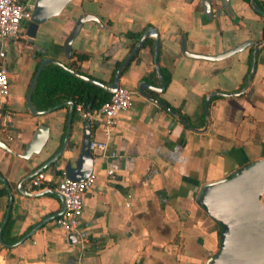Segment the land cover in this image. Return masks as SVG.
<instances>
[{"label": "crops", "instance_id": "obj_1", "mask_svg": "<svg viewBox=\"0 0 264 264\" xmlns=\"http://www.w3.org/2000/svg\"><path fill=\"white\" fill-rule=\"evenodd\" d=\"M228 1L231 14L219 10L220 0H211L216 12L207 17L200 0H72L43 26L39 23L30 41L24 29L17 37L6 38L12 44L8 50L2 40L5 55L0 62L7 68L9 91L0 98V140L16 150L38 122L49 126V134L41 150L28 160L0 147V174L13 196L9 235L24 236L12 246H0V264H205L218 250L220 225L196 203L195 195L202 183L264 155V43L257 47L245 89L223 94L243 87L252 45L211 60L183 54L180 36L187 50L204 54L248 38L253 43L262 40L264 16L244 0ZM81 12L94 14L102 26L93 20L82 23L71 51L86 57L77 59L74 54L65 56L62 45ZM147 25L157 31L158 65L169 79L160 91L149 87L144 91L181 112L189 126L136 92L139 80L158 84L153 46H141L119 75V83L132 90L128 108L117 114L109 136L99 119L89 124L90 137L106 138L116 155L92 154L95 180L83 197L79 225L101 246L88 251L86 245L77 262L78 246L68 241L54 217L27 234L42 217L60 209L58 193L52 188L37 195L16 190L20 178L60 146L69 107L66 98L40 114L29 112L25 99L31 73L39 56H51L63 63L72 60L84 73L109 82L116 62L132 48L125 32ZM208 92L213 93L205 113L203 100ZM72 116L61 159L43 169L50 173L52 184L61 175L55 169L78 151L83 119L76 110ZM0 187L4 188L2 181ZM22 188L38 191L30 188L29 179ZM6 205L7 192L0 195V224Z\"/></svg>", "mask_w": 264, "mask_h": 264}, {"label": "water", "instance_id": "obj_2", "mask_svg": "<svg viewBox=\"0 0 264 264\" xmlns=\"http://www.w3.org/2000/svg\"><path fill=\"white\" fill-rule=\"evenodd\" d=\"M70 0H34L30 18L25 26V35L27 41H30L37 30L39 23L45 21L52 15L58 14ZM251 6L264 13L261 8L255 4L254 0H249ZM203 6V10L209 14V2L207 0H200ZM223 4L226 10H229L228 0H223ZM86 20H93L97 24L102 26L101 21L91 13L81 12L74 21L73 26L66 34L62 51L65 56H69L71 53V41L78 32L82 23ZM146 36H152L154 40L152 49V61L153 67L158 78L157 85H150L144 80H139L136 84V92L145 95L149 99L160 104L171 114L175 115L185 126H189L186 120L179 115L171 106L164 103L158 97L154 95H148L145 93L144 88L149 87L154 92L160 91L164 87V77L160 71L158 65V47L159 42L157 38V31L154 26L148 25L141 32L135 45L129 50L127 55L120 61L113 71L112 78L109 82L100 81L90 75L84 74L78 70L71 68L62 61L51 57L43 56L40 58L29 82V86L26 91V106L32 114H40L45 110L54 108L55 104L46 109H37L33 106L30 100L31 90L35 83L36 77L40 71V68L47 62L55 63L65 70L69 71L73 75L86 80L92 84L101 87L107 92L114 91L119 85V75L124 67L129 62L130 58L140 49V44ZM251 42L250 39H245L231 47H228L220 52L213 54H204L200 52H192L186 49L184 45V38H180V50L183 54L191 57H200L206 59H219L228 56ZM264 43L261 40L252 46L251 60L246 75V80L243 87L236 92H225L223 94H240L245 87L248 85L252 72L254 70L256 62V50L259 44ZM213 92H208L203 100L204 112L207 111V105L209 98ZM65 102L69 104L68 112L66 116V124L63 133V138L60 146L57 150L45 159L41 164L35 167L32 171L22 176L16 186V190L21 194H32L37 195L42 192L50 191V189L43 188L36 192H29L22 188L24 180L29 179L38 171L46 168L49 165H53L56 161L62 157V152L68 145V137L70 135L73 115V103L70 99H66ZM89 104L87 105L88 108ZM78 114V113H77ZM82 120V118L80 117ZM89 121L83 119L81 126L83 128L82 136L77 144V154L75 157L65 158V160L56 169L60 170L65 176L71 179H82L92 169L93 155L88 149L87 143L90 137ZM49 126L43 122H38L36 127L31 132L29 138L19 144L15 150L12 145L0 140V147L4 150L13 153L23 159H31L32 155L37 154L43 147L45 141L48 138ZM12 139V138H11ZM70 150L73 147H69ZM0 181H2L4 188L7 192V205L4 213V218L9 212L12 203V192L5 179L0 174ZM264 189V155H261L253 160H250L244 164L239 165L238 168L234 169L227 175L219 177L214 180L202 183L196 192V203L203 207L205 213L212 219L216 220L220 225L219 230V247L216 252L210 255L205 261V264H263L264 263V208L260 201V194ZM61 207L58 211L48 214L42 217L33 227H31L27 234L32 232L35 227L39 226L43 222L59 215L63 210V203L60 195ZM2 223L0 224V230ZM24 236L14 240L13 242L7 243L1 239L0 246H12L22 240ZM67 239L69 242H74V235L68 234ZM73 260V258H72Z\"/></svg>", "mask_w": 264, "mask_h": 264}, {"label": "built area", "instance_id": "obj_3", "mask_svg": "<svg viewBox=\"0 0 264 264\" xmlns=\"http://www.w3.org/2000/svg\"><path fill=\"white\" fill-rule=\"evenodd\" d=\"M34 0H0V43L5 38L17 37L30 18ZM5 51L0 47V58ZM9 91L8 72L6 66L0 63V98L5 97ZM132 90L119 83L117 88L110 92L108 97L102 100L96 107L89 110L83 107L82 102H77L74 109L82 119L95 121L99 119L105 136H109L111 127L119 112L128 108L131 101ZM2 115V104L0 102V116ZM88 149L94 155L115 156L116 151L108 147L107 139L91 137L87 143ZM107 174L112 173L111 168L106 169ZM95 180V170L92 169L82 179H71L61 173L59 179L51 183L50 173L43 169L29 178L30 188L54 189L61 197L63 203L62 212L53 218L67 236L74 235V242L78 246V253L74 259L80 260L81 251L88 243L89 232L79 225V214L85 193ZM128 196V194H127ZM260 201L264 208V189L260 194ZM128 205V202H125Z\"/></svg>", "mask_w": 264, "mask_h": 264}, {"label": "trees", "instance_id": "obj_4", "mask_svg": "<svg viewBox=\"0 0 264 264\" xmlns=\"http://www.w3.org/2000/svg\"><path fill=\"white\" fill-rule=\"evenodd\" d=\"M246 1H249V0H246ZM254 2L264 12V1L254 0ZM256 12L260 14V12L258 11ZM129 34H130L129 31L125 32L126 36H129ZM138 34H139L138 32L134 34L135 35L134 40L138 37ZM260 35H261V38L264 39V25H262L261 27ZM146 40H148L150 45H152V38L147 37ZM72 54H74L75 58L77 59H82L86 57V54L72 52V51L69 56L71 57ZM40 58L41 56H39L35 60V64H34V68L31 73V76ZM247 62L249 65L250 55L248 57ZM65 64L75 70H78L84 73L83 71L79 69L78 66L74 64L72 60L68 61V63H65ZM118 64H119V61L116 62V64L114 65L109 81L111 80L113 71ZM153 71L154 70H152V72ZM160 71L164 77V85H165L169 79V74L165 73L163 70H161V68H160ZM99 80L102 81L101 79ZM108 95H109V92L103 90L101 87L73 75L72 73H70L69 71L65 70L64 68H62L61 66L55 63L47 62L40 68V71L36 77L35 83L31 90L30 100L33 106L36 107L37 109H46L68 98L73 103L72 111L74 112L75 110L74 105L77 102H82V105L84 108L91 110L94 107H96L102 100L107 98ZM88 104L89 106L87 108ZM177 113L183 117V114L181 112L177 111ZM90 124L93 125L94 122H90ZM55 171L60 172V170H57V169H55ZM5 192H6L5 188L0 187V195ZM11 223H12V218L8 212V214L6 215L4 219V222L2 223L1 230H0L1 239L7 243L13 242L14 240L17 239V236L9 235V229H10ZM100 246H101V243L96 242L95 238H92V237L89 238L88 243H87L88 251H95Z\"/></svg>", "mask_w": 264, "mask_h": 264}, {"label": "flooded vegetation", "instance_id": "obj_5", "mask_svg": "<svg viewBox=\"0 0 264 264\" xmlns=\"http://www.w3.org/2000/svg\"><path fill=\"white\" fill-rule=\"evenodd\" d=\"M188 1H191V0H188ZM208 2H209V14H207L204 10H203V6H202V12H203V14L205 15V16H207V17H210V15H212L214 12H216V8H213L212 7V4H211V0H207ZM244 1H246V0H244ZM263 1V0H262ZM247 3H250V1H246ZM220 3H221V8L219 9L221 12H226L227 14H231V8H230V5H228L229 6V10H226L225 9V7H224V4H223V0H220ZM228 4H229V1H228ZM251 5V4H250ZM253 8V7H252ZM254 9V8H253ZM254 11L256 12L257 10H255L254 9ZM259 12V11H258ZM257 13V12H256ZM259 14V13H258ZM260 15H263L264 16V13H261L260 12ZM23 25L24 26H26L25 25V23H23ZM22 25V26H23ZM264 25V24H263ZM148 26V25H147ZM146 27V26H145ZM145 27H143L140 31H129L130 32V34H129V36H127L129 39H130V42H129V46H134L135 45V43H136V41L138 40V38H139V36H140V34H141V32L143 31V29L145 28ZM262 27V26H261ZM25 28V27H24ZM25 30V29H24ZM139 33L138 34V37L134 40V37H135V33ZM182 36V35H181ZM181 36H180V38H181ZM26 37V36H25ZM152 38V45H150V43H149V41L148 40H146V38ZM261 37V36H260ZM157 38H158V34H157ZM184 38V37H183ZM249 39V38H248ZM262 39V38H261ZM251 40V39H250ZM262 40H264V39H262ZM243 41V40H242ZM261 41V40H260ZM159 42V41H158ZM259 42V41H258ZM239 43V42H238ZM255 43H257V42H252V40H251V42L249 43V44H247V45H245V46H254V44ZM146 44H148L149 46H153V44H154V40H153V37L152 36H146L144 39H143V41L141 42V44H140V46H144V45H146ZM184 45H185V42H184ZM233 46V45H232ZM251 51H252V49H251ZM257 51V50H256ZM250 60H251V52H250ZM249 64H250V62H249Z\"/></svg>", "mask_w": 264, "mask_h": 264}, {"label": "rangeland", "instance_id": "obj_6", "mask_svg": "<svg viewBox=\"0 0 264 264\" xmlns=\"http://www.w3.org/2000/svg\"><path fill=\"white\" fill-rule=\"evenodd\" d=\"M72 0H70L69 2H71ZM68 2V3H69ZM44 25V22H42V23H40V26H43ZM24 26V25H23ZM25 29V28H24ZM8 39V38H7ZM7 39L5 38V39H3L4 40V44L2 45V46H4V48L5 49H9L10 48V46H12V44L10 43V41H7ZM7 41V42H6ZM21 43L23 44L24 43V41H21ZM1 63V62H0ZM14 71V70H13ZM264 264V263H263Z\"/></svg>", "mask_w": 264, "mask_h": 264}]
</instances>
